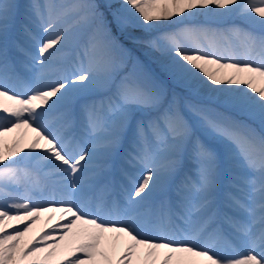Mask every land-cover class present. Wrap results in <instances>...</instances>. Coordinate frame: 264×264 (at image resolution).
<instances>
[{"label": "snow or ice", "instance_id": "1", "mask_svg": "<svg viewBox=\"0 0 264 264\" xmlns=\"http://www.w3.org/2000/svg\"><path fill=\"white\" fill-rule=\"evenodd\" d=\"M27 8L0 0V264H264V135L204 116L223 147L193 138L176 97L121 74L127 51L111 27L237 16L246 27L182 26L147 43L173 75L264 124V0H120L111 21L98 0ZM17 23L32 49H20L36 69L28 78L10 71ZM92 92L104 95L79 104L77 135L76 105ZM125 141L117 197L108 173Z\"/></svg>", "mask_w": 264, "mask_h": 264}, {"label": "rangeland", "instance_id": "2", "mask_svg": "<svg viewBox=\"0 0 264 264\" xmlns=\"http://www.w3.org/2000/svg\"><path fill=\"white\" fill-rule=\"evenodd\" d=\"M38 1H40V3L44 2V0ZM15 2L20 5V11L21 13H23L28 9L27 6L31 4L33 0H15ZM98 2L101 4L112 5L111 9H102L105 12V15L111 21V13L119 10L120 0H98ZM199 18H202V16H199ZM238 26L242 27V25ZM111 27L113 30V35L117 37L119 43L123 46L124 49H126L128 55L127 58L134 57L133 53L134 51L136 52V47H133V44L142 43L134 42L132 38L133 35L137 33L145 39L148 38V36L143 31H141L139 27L137 28L136 26H129L133 30V32H130V34L125 29L123 31H120L118 28H116L114 23H112ZM118 32L120 33V36L116 34ZM9 37L12 38V44H14V41L16 40L17 42H21L22 40L25 41V37L20 35V32H17V34L15 35L13 28L10 29ZM121 38H126L129 41L130 46L125 45L121 41ZM145 41L147 42L148 40ZM25 47V50L28 51V49H30V44H25ZM69 49H73V47H70ZM14 50L15 53L20 56L21 69L23 70L24 66L25 70L23 71H25V74H27L26 77L34 75V72L36 71L31 72L32 69L28 67L29 63L24 59L26 56L23 53L19 52L20 50L18 49V47L15 46ZM136 57L138 59L136 62L138 66L145 69L147 73H150L151 79L157 80V85H160L165 90L166 99H172V97H176L177 100H180L179 107L181 114L190 126L193 138H196V136H198L202 143H210L211 147L222 149L223 144L221 137L213 133L211 129L206 126L203 119L204 116H207L209 119L217 121L219 123H229V120H232V122H241V126H247L248 128L254 130L257 134L264 135V124L261 123L258 117L253 116L248 111L237 105L226 103L223 97L219 96L215 92L210 91L206 86H203L196 82H187L173 75L167 67L168 64L163 65L159 61V59H157L155 52L152 53V55L150 53L146 54V58H143V60L142 58H139L138 55H136ZM15 59L19 60V58ZM22 62H27V64H22ZM148 63L150 64L147 65ZM11 65L13 67L12 63ZM161 69L165 71V73H163ZM29 73L32 74L29 75ZM166 74L170 75V78L166 79ZM180 81H182L181 84ZM79 104L80 102L76 106L74 114L78 113ZM124 145H126V147L128 148L127 141H125ZM124 145L121 149V152H124L127 149L126 147H124ZM119 154L114 159L118 160ZM97 159L99 161L100 157L98 156ZM40 222H44V219L42 218L38 223Z\"/></svg>", "mask_w": 264, "mask_h": 264}, {"label": "bare ground", "instance_id": "3", "mask_svg": "<svg viewBox=\"0 0 264 264\" xmlns=\"http://www.w3.org/2000/svg\"><path fill=\"white\" fill-rule=\"evenodd\" d=\"M227 21V22H225ZM198 22V23H197ZM236 24H242V22L239 20V18L235 15H232V16H226V17H214V16H202V18H199L198 17H195L194 19L192 20H185L183 25H178V24H170L168 22H161L160 25L152 30V31H145L144 29L140 28L139 29L141 31H143L147 36L148 38H146L145 40H150L154 37H157L159 36L160 34L162 33H165V32H171V31H175L177 27L179 26H193V25H196V26H204V27H209L211 29H225V28H228L232 25H236ZM243 25V24H242ZM246 26V25H245ZM135 27V26H134ZM138 28V27H137ZM140 38H143L141 35L139 36ZM135 40H138V38L136 36H134ZM133 38V39H134ZM144 40V41H145ZM139 41V40H138ZM138 51L139 52H136V54L140 57H143L145 56L146 53H154L156 54L157 56V59H159V61L165 65V64H168L169 63V60H168V57L162 52V51H159L151 46H149V44L147 42H144L142 43L139 47H138ZM125 67L128 68V72L127 73H135L136 75L138 76H144V77H147L148 79H150L152 82H154L155 84H157V80H153L151 79V76H150V73L148 76H146L145 74V70L143 68H140L138 66V64L136 63V59H128L127 62H125ZM161 71L163 73H165V71H163L161 69ZM166 74L165 75V78H170V75ZM188 82V81H187ZM182 83V81H180V84ZM94 93H99V92H92L90 94H94ZM85 94H89V93H85ZM166 100H170V99H166ZM179 103V101H178ZM146 116L150 115V113L148 114H145ZM229 123H235L237 125H241L240 123L241 122H232V120H229L228 121ZM196 138H198L200 140V138L198 136H196ZM206 145L210 146L211 145L209 143H207ZM152 198L153 196L146 202L145 205H148L150 207L152 203ZM147 206V207H148ZM57 221H53L52 223H56ZM44 225V224H43ZM41 227V224L38 223L35 228L36 229H39Z\"/></svg>", "mask_w": 264, "mask_h": 264}]
</instances>
